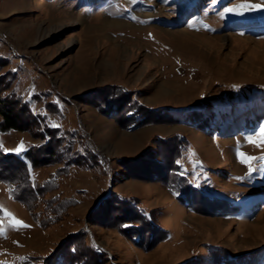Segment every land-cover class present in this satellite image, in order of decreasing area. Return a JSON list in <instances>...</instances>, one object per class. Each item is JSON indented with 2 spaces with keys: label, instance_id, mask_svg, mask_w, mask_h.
Instances as JSON below:
<instances>
[{
  "label": "rangeland",
  "instance_id": "obj_1",
  "mask_svg": "<svg viewBox=\"0 0 264 264\" xmlns=\"http://www.w3.org/2000/svg\"><path fill=\"white\" fill-rule=\"evenodd\" d=\"M0 80L35 117L5 152L42 144L43 117L104 159L30 211L0 184V264H264V0H0ZM116 195L151 215L150 244Z\"/></svg>",
  "mask_w": 264,
  "mask_h": 264
},
{
  "label": "trees",
  "instance_id": "obj_2",
  "mask_svg": "<svg viewBox=\"0 0 264 264\" xmlns=\"http://www.w3.org/2000/svg\"><path fill=\"white\" fill-rule=\"evenodd\" d=\"M8 79V82H11L12 79ZM0 85L3 86L0 91H4L8 89L10 83L1 82L0 80ZM56 107L57 106L54 107L55 109L52 108L50 102H45L43 105V108L51 113L57 112ZM128 111L131 112V110ZM134 111L136 113L134 115H137V118L139 115L141 116L140 112H137L136 109ZM18 112L24 113L28 120H30L31 123H34L35 117L30 104L25 100H22L19 95L10 89L8 94L3 99H0V133L10 130H26L25 127L23 128L20 119L17 116ZM144 117L145 114L141 116V118ZM41 119V122L37 120V125L39 127L42 126V132H40V135L38 136L39 138L44 139L42 144L31 145L21 154H17L16 152H5L0 145V184L6 187L8 196L13 201L24 205L29 211L34 209L35 201L37 199H41L47 192L56 190L61 177L69 171L71 165L86 167L104 166L103 155L98 152L90 142L80 141L78 137L73 136L72 131L63 128L62 123L50 125L43 120V117H41ZM199 123L200 118L191 119V124L197 126ZM75 140L77 141L76 143L79 148H82V154L76 153L77 149H74L73 147ZM61 153H63L62 156H60ZM55 155L62 157L57 162L61 167H59L58 170L53 171L42 182H32L30 170L43 166L47 158L51 159ZM165 171L168 173L174 170L167 167ZM163 178H166V175L163 176ZM166 183L168 185H170V183L171 185L173 184L172 181ZM185 187L190 191H193L191 187L189 188L187 185ZM116 198L119 199L118 201L126 204L124 205V213L131 215L130 217H126L127 220L124 219L126 222H121L119 229L123 233L134 230L135 234L131 236V240L134 244L140 243L141 236L147 234V236L149 235L147 243L150 244L153 240L154 233L160 231L151 226L153 225L151 215H146L145 212L139 208L137 203L130 199L127 201V198H122L119 195H116ZM60 205L61 203H58L55 198L53 200H46V208L49 209L51 214H56ZM119 216L122 217V219L124 218L123 214H120ZM164 237L166 238V235ZM67 262L68 261H65L64 263Z\"/></svg>",
  "mask_w": 264,
  "mask_h": 264
},
{
  "label": "snow or ice",
  "instance_id": "obj_3",
  "mask_svg": "<svg viewBox=\"0 0 264 264\" xmlns=\"http://www.w3.org/2000/svg\"><path fill=\"white\" fill-rule=\"evenodd\" d=\"M242 7H253V8H261L262 6L261 5H242ZM229 12H232L233 10L232 9H229L228 10ZM253 143H255V141H253ZM259 143L261 145H264V128H261L260 129V140H259ZM20 149H17V151H19ZM254 159H258V158H255V157H247V160L246 162H250ZM259 159H264V158H259ZM250 166V165H249Z\"/></svg>",
  "mask_w": 264,
  "mask_h": 264
}]
</instances>
